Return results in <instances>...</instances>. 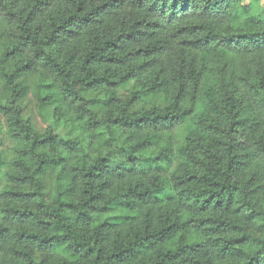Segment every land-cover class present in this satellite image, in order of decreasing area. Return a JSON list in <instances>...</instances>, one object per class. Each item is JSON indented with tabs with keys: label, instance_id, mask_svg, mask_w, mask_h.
I'll use <instances>...</instances> for the list:
<instances>
[{
	"label": "trees",
	"instance_id": "16d2710c",
	"mask_svg": "<svg viewBox=\"0 0 264 264\" xmlns=\"http://www.w3.org/2000/svg\"><path fill=\"white\" fill-rule=\"evenodd\" d=\"M256 2L0 0V264H264Z\"/></svg>",
	"mask_w": 264,
	"mask_h": 264
},
{
	"label": "rangeland",
	"instance_id": "374dc122",
	"mask_svg": "<svg viewBox=\"0 0 264 264\" xmlns=\"http://www.w3.org/2000/svg\"><path fill=\"white\" fill-rule=\"evenodd\" d=\"M244 2H248L250 0H243ZM255 12H258L259 10L264 11V0H257L255 6H254ZM255 14V13H254ZM226 58V57H225ZM252 57L248 58H237L235 61L238 66L244 68L251 64ZM232 64L231 60L227 59H221V61H216V64H213L212 66L214 68L224 69L226 72L230 69ZM234 65V64H233ZM232 65V66H233ZM241 70V69H240ZM27 95L23 98V100H18L17 103L21 108V117L25 121L27 120L32 129L38 133V134H44L49 127H54L58 130V133L60 135L62 134H68L69 133V127H65L64 125L62 127H57V125L54 124V118H53V112L52 107H41L35 97V83L34 82H27ZM0 95L4 94L1 93ZM91 95L88 96L90 98ZM7 130V123L0 112V162H1V173L6 171L12 164V161L14 159V152L17 148V145L14 141H12L8 135ZM0 173V174H1ZM49 186L47 189V194L49 197H52L51 191H52V182H48ZM4 185V181H1V186ZM2 187H0L1 189Z\"/></svg>",
	"mask_w": 264,
	"mask_h": 264
}]
</instances>
